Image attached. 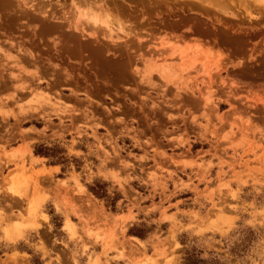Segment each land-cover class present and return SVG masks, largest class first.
<instances>
[{
  "label": "rangeland",
  "instance_id": "obj_1",
  "mask_svg": "<svg viewBox=\"0 0 264 264\" xmlns=\"http://www.w3.org/2000/svg\"><path fill=\"white\" fill-rule=\"evenodd\" d=\"M216 1L0 0V264H264V0Z\"/></svg>",
  "mask_w": 264,
  "mask_h": 264
},
{
  "label": "trees",
  "instance_id": "obj_2",
  "mask_svg": "<svg viewBox=\"0 0 264 264\" xmlns=\"http://www.w3.org/2000/svg\"><path fill=\"white\" fill-rule=\"evenodd\" d=\"M92 192H94L96 195L99 194V192L95 189L92 188L91 189ZM192 256H190V253H188V257H186V264H204V261L202 260H194L193 258H191Z\"/></svg>",
  "mask_w": 264,
  "mask_h": 264
},
{
  "label": "bare ground",
  "instance_id": "obj_3",
  "mask_svg": "<svg viewBox=\"0 0 264 264\" xmlns=\"http://www.w3.org/2000/svg\"><path fill=\"white\" fill-rule=\"evenodd\" d=\"M233 1V0H232ZM231 2V1H230ZM216 3L218 4V0L216 1ZM216 5V4H215ZM94 18V17H93ZM95 23H97V20H96V22ZM126 60V59H125ZM128 62H129V59H128ZM132 62V61H131ZM125 66H126V64H125ZM123 68V67H122ZM128 68V67H127ZM124 69V68H123ZM128 70V69H127Z\"/></svg>",
  "mask_w": 264,
  "mask_h": 264
}]
</instances>
